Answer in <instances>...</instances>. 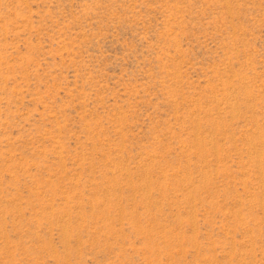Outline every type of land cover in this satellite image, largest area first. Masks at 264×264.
I'll return each mask as SVG.
<instances>
[{
	"label": "rangeland",
	"instance_id": "rangeland-1",
	"mask_svg": "<svg viewBox=\"0 0 264 264\" xmlns=\"http://www.w3.org/2000/svg\"><path fill=\"white\" fill-rule=\"evenodd\" d=\"M0 264H264V0H0Z\"/></svg>",
	"mask_w": 264,
	"mask_h": 264
}]
</instances>
